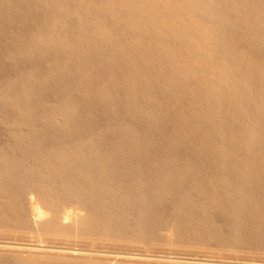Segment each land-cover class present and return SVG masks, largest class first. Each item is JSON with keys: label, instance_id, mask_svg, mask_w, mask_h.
<instances>
[{"label": "bare ground", "instance_id": "1", "mask_svg": "<svg viewBox=\"0 0 264 264\" xmlns=\"http://www.w3.org/2000/svg\"><path fill=\"white\" fill-rule=\"evenodd\" d=\"M0 264H264V0H0Z\"/></svg>", "mask_w": 264, "mask_h": 264}]
</instances>
